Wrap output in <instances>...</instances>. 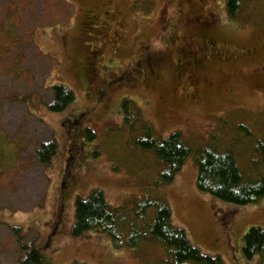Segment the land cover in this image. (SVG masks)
Returning a JSON list of instances; mask_svg holds the SVG:
<instances>
[{
  "label": "rangeland",
  "instance_id": "1",
  "mask_svg": "<svg viewBox=\"0 0 264 264\" xmlns=\"http://www.w3.org/2000/svg\"><path fill=\"white\" fill-rule=\"evenodd\" d=\"M241 1L230 20L226 0H0V264L18 260L13 227L51 264H166L157 242L117 250L104 233L72 237L76 200L94 190L112 208L146 197L164 201L172 225L203 255L260 264V256L245 258L242 242L251 228L264 230V199L237 206L199 192L196 182V158L210 145L234 149L247 176L264 174V165H252L256 141L264 143V0ZM105 16L115 26L102 48L94 44V27ZM174 25L181 37L206 32L236 50L194 77L177 79L167 65L158 80L131 79L104 96L97 92L146 45L167 52L165 30ZM55 85L75 97L61 113L46 105ZM124 100L157 138L182 133L192 154L173 183L158 185L164 162L135 144L139 135L125 123ZM237 125L249 127L253 138L238 136ZM53 140L57 153L41 166L37 146Z\"/></svg>",
  "mask_w": 264,
  "mask_h": 264
},
{
  "label": "trees",
  "instance_id": "2",
  "mask_svg": "<svg viewBox=\"0 0 264 264\" xmlns=\"http://www.w3.org/2000/svg\"><path fill=\"white\" fill-rule=\"evenodd\" d=\"M256 1V0H253ZM228 17L236 19L241 12V0H226ZM169 29L165 30L167 34ZM52 100L46 104L50 112L61 113L74 102V93L64 85L51 88ZM101 100L98 98L97 102ZM124 120L131 132H137L134 142L141 149L152 150L164 162V171L160 175L158 185L173 183L181 172L192 151L183 140L180 131L160 139L155 135L153 126L141 120L140 111H131V102L124 100L122 104ZM238 136L253 138V132L245 125L234 126ZM87 130L89 138H93ZM233 142L237 144V137ZM36 158L41 166L46 167L57 153L56 142H40L37 146ZM215 146L202 149L196 158L197 188L199 192L237 206L257 204L264 199V174L247 176L238 164L234 149L220 152ZM258 159L252 165L257 170L264 165V143L256 141L253 148ZM69 161V166L72 164ZM67 167V169L69 168ZM70 169V168H69ZM69 173V170H67ZM67 173L64 175L63 190L67 184ZM100 190L91 192L87 199L76 200V221L72 237L79 238L89 232L107 234L114 249H135L146 242H157L164 250L166 264H224L220 257L203 255L189 241L182 229L175 228L172 223V212L168 204L161 200L143 198L134 206L110 207ZM56 228V227H55ZM18 244V260L16 264H51L45 255L34 244L26 243L20 227L10 229ZM55 230V229H54ZM243 253L247 260L260 256V264H264V230L251 228L243 240ZM79 264V263H76Z\"/></svg>",
  "mask_w": 264,
  "mask_h": 264
},
{
  "label": "flooded vegetation",
  "instance_id": "3",
  "mask_svg": "<svg viewBox=\"0 0 264 264\" xmlns=\"http://www.w3.org/2000/svg\"><path fill=\"white\" fill-rule=\"evenodd\" d=\"M113 26H115L113 20L107 16L100 19V22L94 27L96 29V34H94L95 46L97 43L101 44L102 42L103 45L100 46L104 48V45L109 44L110 32L112 34L114 32ZM205 30L208 32L211 30V26L206 25ZM163 43L167 48V52H165L166 49L155 52L150 45H146L132 57L129 64L120 73L108 79L107 83L101 86L97 92L104 96V89H109L114 83H129L131 79H136L142 83L149 80H158L167 65L173 69L177 79H181L186 72L192 73V77H194L193 75L197 71L199 72L214 61L226 59L229 52L236 50L230 43L218 40L215 36L206 32H202L201 35L181 37L179 34L177 35L175 25L165 35ZM89 44L94 46L92 41ZM101 47L98 53L95 54L96 56L102 53ZM167 55L170 56L169 60H167L168 58L165 59ZM140 59H142V62H140ZM166 62L169 63L166 64Z\"/></svg>",
  "mask_w": 264,
  "mask_h": 264
}]
</instances>
